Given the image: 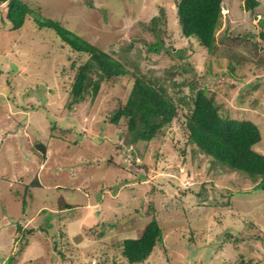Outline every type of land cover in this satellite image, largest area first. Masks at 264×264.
<instances>
[{
    "label": "rangeland",
    "instance_id": "374dc122",
    "mask_svg": "<svg viewBox=\"0 0 264 264\" xmlns=\"http://www.w3.org/2000/svg\"><path fill=\"white\" fill-rule=\"evenodd\" d=\"M25 1L130 73L69 109L73 67L87 56L32 16L12 29L0 4V264H129L122 241L139 237L153 214L164 243L138 264H264V191L255 187L264 176L198 151L180 100L204 84L225 115L259 126L264 152V0L254 10L223 1L214 52L183 35L178 0ZM158 39L161 51H149ZM135 75L179 107L151 141L132 142L125 120H109ZM62 198L73 207L61 209Z\"/></svg>",
    "mask_w": 264,
    "mask_h": 264
},
{
    "label": "trees",
    "instance_id": "16d2710c",
    "mask_svg": "<svg viewBox=\"0 0 264 264\" xmlns=\"http://www.w3.org/2000/svg\"><path fill=\"white\" fill-rule=\"evenodd\" d=\"M223 1L178 0L176 3L183 35L196 36L209 52H214L218 45L217 31L222 23ZM3 3H6V19L12 29L22 28L28 17L32 16L39 26L55 30L73 52L87 56L73 67L76 72L67 101L69 109L73 108L75 103L83 101L89 90L95 97L103 81L130 73L120 59L71 31L60 20L37 16L27 1L0 0V4ZM259 4L260 0H245L248 10H254ZM157 21L158 16H154L152 22L155 33ZM161 43L163 44L158 39L148 44V50L161 51ZM198 85L193 83V91ZM199 86L188 99L187 96L180 98L188 108V112L183 114L187 140L220 166L254 176H264V152L256 149V144L262 142L259 126L250 119L225 115L215 96L209 94L208 87L204 84ZM178 108L163 87H156L145 77L135 75L127 100L111 110L109 120L116 125L125 120L132 142L151 141L173 123L179 114ZM38 145L44 153L47 152L46 144ZM33 184L39 185V182L34 181ZM255 187L264 191V180L258 182ZM62 199L61 209L73 207L72 203ZM18 228L21 229L20 224ZM163 243V228L157 216L153 214L139 237L123 239L121 253L129 264H138L144 262L156 246ZM242 261L243 264H252L250 261L245 262L243 258Z\"/></svg>",
    "mask_w": 264,
    "mask_h": 264
},
{
    "label": "water",
    "instance_id": "95a60500",
    "mask_svg": "<svg viewBox=\"0 0 264 264\" xmlns=\"http://www.w3.org/2000/svg\"><path fill=\"white\" fill-rule=\"evenodd\" d=\"M222 8H226L225 2L222 3Z\"/></svg>",
    "mask_w": 264,
    "mask_h": 264
}]
</instances>
